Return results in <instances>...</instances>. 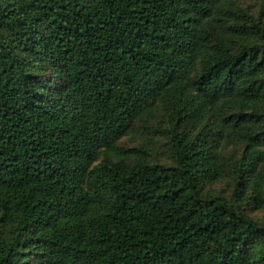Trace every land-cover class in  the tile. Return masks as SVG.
<instances>
[{"label": "trees", "instance_id": "obj_1", "mask_svg": "<svg viewBox=\"0 0 264 264\" xmlns=\"http://www.w3.org/2000/svg\"><path fill=\"white\" fill-rule=\"evenodd\" d=\"M0 0V264H264V3Z\"/></svg>", "mask_w": 264, "mask_h": 264}, {"label": "rangeland", "instance_id": "obj_2", "mask_svg": "<svg viewBox=\"0 0 264 264\" xmlns=\"http://www.w3.org/2000/svg\"><path fill=\"white\" fill-rule=\"evenodd\" d=\"M259 3H264V0H252L250 2V5L252 6V10H257L258 9V4Z\"/></svg>", "mask_w": 264, "mask_h": 264}]
</instances>
